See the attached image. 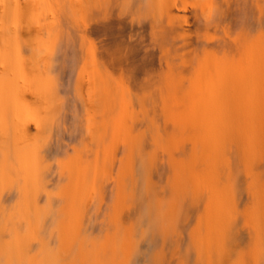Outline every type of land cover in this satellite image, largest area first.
I'll use <instances>...</instances> for the list:
<instances>
[{
  "label": "bare ground",
  "instance_id": "6f19581e",
  "mask_svg": "<svg viewBox=\"0 0 264 264\" xmlns=\"http://www.w3.org/2000/svg\"><path fill=\"white\" fill-rule=\"evenodd\" d=\"M57 3L49 30L36 4L26 8L37 17L28 38L47 31L54 40L45 77L34 69L42 48L0 26V207L38 214L29 183L37 167L43 184L69 195L44 198L52 223L56 205L90 203L94 212L87 221L66 218L55 250L45 222L28 221L30 236L45 240L32 254L26 233L14 227L7 243L0 223V249L22 248L29 260L18 252L14 264H39L37 251L53 264H264V0ZM45 78L54 84L47 91L70 100L51 98L66 108L48 105L61 118L53 115V131L29 112L38 98L27 99ZM32 122L37 135L43 126L51 133L44 148L35 146ZM75 137L80 150L68 147ZM118 142L125 148L113 182ZM60 155L73 162L66 175L50 168ZM11 260L3 255L0 264Z\"/></svg>",
  "mask_w": 264,
  "mask_h": 264
},
{
  "label": "rangeland",
  "instance_id": "374dc122",
  "mask_svg": "<svg viewBox=\"0 0 264 264\" xmlns=\"http://www.w3.org/2000/svg\"><path fill=\"white\" fill-rule=\"evenodd\" d=\"M41 1H42V4L40 3ZM41 1L40 0H38V1L37 0H1V6H2L1 7V11H2L1 13L2 14H1L0 24L2 23V25H0V26H1L2 29L4 27V28H7V30H10V32L12 31L11 33H13L15 30H16L17 33L19 32L21 35H22V33L23 34L25 33L26 35L24 34V35H22V37H20V39H22L21 42L23 41V37L25 39H27V40L24 39L25 41L22 42L23 44L27 41L29 44L26 42L27 43L26 45H28V46L31 45V47L32 46L35 47V46H38L39 45L40 49L42 48L41 50L39 49L40 52H41V56H42L38 60L39 61L38 62L39 66L36 64L37 63L36 62L35 63L36 66H34V69H36L35 70L36 73L38 72V74H35L36 76H38L41 73H43V76L45 77V75L48 74V72L46 70L49 71V69L52 68V66H51L52 64L50 65V61L52 63L53 59H51V58L53 56H52V54H50V51L49 50L52 48L53 45L51 46V44L54 43V40H52V37L50 36V34L47 31L44 34L45 35V38L43 37L41 40H38V39L33 38V35H32V37H29L28 38V35L29 36H31V35L30 34H27V33H28V31H30V29L33 26L32 23H34V22H32V21H35V19L37 18L35 16V14L37 13V11H36L37 9H39V11L41 12L42 16H44V18H47V19L50 20L49 25H48L49 26L48 27V30H49L50 27H52V25L56 26L57 25V21H58L57 19L59 18V13H60V9H61V6H59L60 8H58L57 5H61V3L60 4L57 3V0L56 1L55 0H48L46 2H43V0H41ZM38 2H39V4H38ZM58 2H59V0H58ZM28 4H30V5H28ZM32 4H36V5H34V7L36 8L35 9L36 12L35 11H32V10H29L30 11V14H28V12L26 11V8L27 7H33ZM39 5H40V7H39ZM41 6H43V7H41ZM58 10H59L58 17H56L54 19V17L57 16ZM31 12H32V15H33L32 17H30ZM33 12H35V14H33ZM42 16H38V17H41V18H39V19H41L40 21L42 23L43 22L45 23V21H44L45 19L43 20V17ZM80 17H81V15H80ZM82 20H83V18H80V21H82ZM48 21H46V22L48 23ZM55 23H56V25H55ZM28 27H30V29ZM19 28L21 29L20 31L18 30ZM22 29H23L24 32L22 31ZM2 31L4 32L5 30L3 29ZM8 32H6V33H8ZM46 33H48L49 36H46L47 35ZM89 40L91 41V42L89 41V43H91L93 46H97L98 45L97 42H99L98 41L99 38L96 37L95 35H92L91 37H89ZM93 40L96 41V42H93ZM39 41H41V42L38 44L37 42H39ZM42 41H43L44 44L42 43ZM36 43H37V45H36ZM29 48H30V46H29ZM31 49H34V48L32 47ZM43 53H45L46 56ZM45 58H48V59H46V61L48 60L47 62L44 60ZM40 59H42V60H40ZM53 63H54V61H53ZM43 64H44V66H43ZM36 67H38V68H36ZM40 68L42 70H40ZM38 69H39V71H38ZM49 75L46 76V77L49 78V79H51V80L52 79L54 80V78H57V77H53V76H52L53 78H50L51 76L49 77ZM43 76H40V77H43ZM84 77H85L84 78V80H85L86 77H87V75H84ZM38 78H39V76L37 77V79ZM57 79H55V80H57ZM51 80L46 79L45 81L43 80L44 82H42V80H38L37 82H35L34 85H37L35 87V94L34 95L33 94H27L28 97H27V95H26V97H27V99L29 101V104L31 102L35 101V99L37 100V98H38L37 102L35 101L33 103V105H31V107L29 109V112L33 115V118L35 117V119H39L43 124L45 123L46 125L45 124L44 125L47 128L50 129V126H51L52 131H53V129H54L53 127L56 128V126H57V125L55 126V124L56 123L59 124V123L57 122V119L56 118L53 119L56 116L55 113L52 114V112L51 111L49 112L48 110H50L51 108H53L51 106L53 104H55L54 102L56 101L55 100L56 97L57 98H60V99L62 98V100L64 102L65 100L67 101V99L69 98V96L66 93H63L61 91H60V94L57 93V94H59L58 96H57V94H53L55 90L52 91V92H50L51 91L50 88H52L54 86V84H52V81ZM18 81H19V83L22 84V81L23 80L20 77ZM48 81L49 82L51 81V82L48 84L47 83ZM57 81L59 82V80H57ZM57 81H55L56 82L55 85H57ZM38 82H40V83L37 84ZM41 82H42V84H41ZM46 83H47V85H46ZM50 84H52V85H50ZM42 86H43L44 90L42 89ZM44 86H46V87H44ZM47 86L49 87V90L50 91H47L48 90V87ZM50 86H52V87H50ZM85 86L86 85H84V87ZM37 87H39V89H37ZM57 87H58V85L56 86V88ZM53 89L54 88H52V90ZM59 90L60 89L57 88V91H59ZM36 91H39V92L41 91V92L38 93ZM36 94H38V96ZM39 94L41 96H39ZM54 96H55V98H54V101H53L51 98H53ZM65 97H66V99H65ZM45 98H46V100H44ZM73 98H75V97L72 96V99ZM39 99H40V101H39ZM50 100H52L53 102L50 101ZM58 100L59 99H57V102H60V100L59 101ZM38 102H39V104H38ZM51 102H52V104H51ZM57 102H56V105H53L54 107L56 106L55 108H58L59 107V106H57ZM67 102H66V104H67ZM71 103L73 105L74 102L72 101ZM69 104H70V100H69ZM48 105H51V106H49L50 108H48ZM59 105H61V104H59ZM72 107H71V105H69V110L68 111L71 112V110L73 109L72 112H75V109H74L75 107H73V108ZM59 108L62 109L61 106ZM60 109H56L58 113H59L58 110H60ZM20 110H21V108H20ZM62 110H63V112H66V108H65V110L64 109H62ZM58 113H56V114H58ZM78 113L82 117V111L80 110ZM141 113L142 112L139 113L140 115L138 114V116H139L138 118H141V116H142ZM53 115H54V117H53ZM59 115L56 116V117L60 118ZM84 117H86V116H84ZM134 118L136 120L137 116L135 115ZM60 119H59V121H60ZM43 120H45V121L43 122ZM85 122L87 123L88 120H86ZM137 123L140 124V121L138 120ZM45 126H43V128L45 129L44 132L43 133H40L39 135H37V128H36V124L34 122L31 123V128L29 129L30 132H31V134H33L35 136L37 135L36 136V141H35V146L37 148H39V149L44 148L47 145L48 140L51 138L48 135V134H51V133H50V131L48 129H46ZM55 132H56V130H55ZM52 134H53V136H55L54 133H52ZM114 138L117 141H123L119 136H115ZM76 139L77 138L75 137L74 141H71L72 139L71 138L70 139L68 138V140L71 141V143H70L67 140L69 142V144H70V145H68V147L71 146V144L73 145V143H75L74 144L75 146L73 145L72 147L73 148L76 147L77 150H80L83 145L81 146L80 143H79L80 140L77 141ZM79 146H80V148H78ZM72 147H70V149H69V150H71V151H69L70 154L73 153L72 152V149H73ZM123 147H124L123 143L122 142H118V145L116 147L117 151H116L115 148H114V151L115 152H118V150H119L118 148H120V150H119V152H120ZM115 152H114V154H115ZM66 156H68V155H60L59 157L52 159L49 162L51 170L52 171L62 172V173L64 172L63 174H65V175L68 174L70 165H72L73 162H71L72 164H70V161H72V160L71 159H67L68 157H66ZM69 156H71V155H69ZM114 156L115 157L113 158V161H112V170H111V173H110V176H111L113 182L116 179H118V166L120 164L121 152L120 153H116ZM73 157H77V155L75 154V156H74V153H73V155H72L71 158H73ZM75 159H77V158H74L73 161ZM75 162H76V160L74 161V163ZM39 171H41V169H38L37 167L31 169V171H30V182H29L30 183V187H32V193H31L32 198L33 199H36L35 195L37 193L40 196L39 199L41 200V202L39 204L40 206L36 208L37 211L35 212V214L36 213H38V214H36L35 217H33V215H32L33 214L32 213V211H33L32 209H35V208H31V207H27V208L26 207L25 208L24 207L23 208L22 207H19V208L18 207H16V208H3V207H0V223H1L2 228L4 230V232H3L4 239L3 240L6 241L7 243H9V242H12V241H9L8 242L9 236L11 237V236H13V234H14V236L20 235L23 232L26 233L25 234L26 237H27V238H25L26 241H27L26 242V244H27L26 250L27 251L28 250H31L29 252L30 254H32L34 250H37L38 247H42L43 244L45 245V240H42V239H40L38 237H33L34 235L33 236H30V234H33V232H31L30 230L27 229L29 222H31V224H32V222H34L35 220H37L39 217H40V219H38V220H41L40 222H45V225L47 227V231H50L51 233H53L51 235V238L48 239V241L51 244V246L53 247V250H55V246H57V244L59 243V238H60V236L62 234L61 232H63L62 231V228H64V223L66 221V218H68L71 221V219H72L73 216H75V215L80 216L81 215L82 217L85 216V221H87V219L90 216H93V212H94V206L91 204L92 206L89 207L90 203L88 205H86V207H84V208H81V207H76L75 208V206H74L75 204H72V203L69 204V205H71V207H66V205H68V204L56 205L55 208L53 209V211L57 213V216H56V213H55V216H56L55 223H52V217L50 216V210L47 209V207H43V206H45L44 205L45 203L43 202L44 201V198H46V197H52V199L62 200L63 201L65 199H67L69 197V195L67 193V190H65V189H62L60 187H53L51 185L47 186V185L43 184L42 181L40 180V172ZM90 196L92 198L94 196V193L91 192ZM41 205H43V206H41ZM29 216H32V218L29 217ZM28 217H29V219H28ZM19 221H20V224H19ZM70 221H68V222L70 223ZM25 222H26V224H25ZM17 224H19V225H17ZM17 226H18L20 232L19 233H16V235H15V232L13 230H14V227L17 228ZM23 226L25 228L24 231L22 230V229H24ZM26 230H28L30 233L27 231L28 232V234H27ZM22 235H24V234H22ZM14 236H13V238L11 237V240H16ZM3 245H4V243L2 241H0V246H3ZM19 249H22V248L12 249V247H11V248L0 249V257H3V255H6L7 258L12 259L10 264H14L15 263V260H16V254L18 255V252H19L20 255H18V257L22 258L25 261L29 260L28 257L25 255V253L24 252H20ZM52 256L53 255H51L48 251H45L43 253H40V251H37V257H38L39 264H53L54 263V261H53L54 260V257H52Z\"/></svg>",
  "mask_w": 264,
  "mask_h": 264
}]
</instances>
